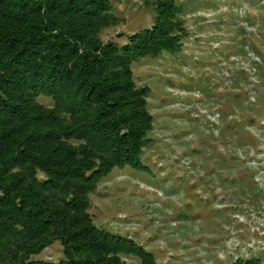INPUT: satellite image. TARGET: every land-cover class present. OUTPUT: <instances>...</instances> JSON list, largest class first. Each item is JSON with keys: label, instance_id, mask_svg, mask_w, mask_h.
Instances as JSON below:
<instances>
[{"label": "trees", "instance_id": "16d2710c", "mask_svg": "<svg viewBox=\"0 0 264 264\" xmlns=\"http://www.w3.org/2000/svg\"><path fill=\"white\" fill-rule=\"evenodd\" d=\"M118 1L0 0V264H157L129 235L97 226L91 194L113 168L147 167L156 117L135 61L183 49L192 34L185 16L218 4L154 0V22L119 43L104 36L120 23ZM249 42L238 52H253L260 71L264 52ZM248 129L241 147L256 140ZM56 241L63 258L36 257Z\"/></svg>", "mask_w": 264, "mask_h": 264}, {"label": "rangeland", "instance_id": "374dc122", "mask_svg": "<svg viewBox=\"0 0 264 264\" xmlns=\"http://www.w3.org/2000/svg\"><path fill=\"white\" fill-rule=\"evenodd\" d=\"M153 1L119 0L113 14L120 23L104 36L127 42L154 22ZM252 2L217 0L207 8L205 0H188L202 7L185 16L192 34L183 49L133 65L138 85L151 89L156 117L142 155L147 167L113 168L89 210L97 226L129 235L157 264H231L239 256L264 263V69H256L253 52L237 49L252 41L264 52V0ZM246 127L256 140L241 147ZM62 246L56 241L36 257L59 261Z\"/></svg>", "mask_w": 264, "mask_h": 264}]
</instances>
